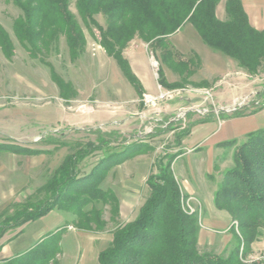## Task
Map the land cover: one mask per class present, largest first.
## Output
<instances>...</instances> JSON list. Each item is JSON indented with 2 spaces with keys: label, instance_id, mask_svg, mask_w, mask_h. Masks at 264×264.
<instances>
[{
  "label": "trees",
  "instance_id": "obj_1",
  "mask_svg": "<svg viewBox=\"0 0 264 264\" xmlns=\"http://www.w3.org/2000/svg\"><path fill=\"white\" fill-rule=\"evenodd\" d=\"M23 16L14 23V34L31 58L41 60L51 70V79L60 90V96L69 102L77 96L72 83L66 82L44 60L45 53L57 49L62 36L73 62L86 52L87 38L75 14L72 0H9ZM223 0H77L76 8L87 28L92 26L100 33L99 45L113 58L124 76L143 97V88L134 75L124 50L139 39L154 52H160L161 64L174 72L192 75V60H179L181 54L170 43V38L191 24L203 43L215 52L236 62L239 69L251 77L257 76L264 65V31L254 28L244 9L242 0H224L225 19L218 17ZM103 15L104 29L96 20ZM0 49L7 60L15 56V46L0 24ZM198 65L199 57L194 54ZM158 70L159 84L167 88L162 70ZM178 85V84H176ZM263 99V100H262ZM264 90L256 96L251 114L264 109ZM257 101V102H256ZM248 110V109H247ZM245 110H236L230 118L246 116ZM225 118V113L220 114ZM227 118V117H226ZM172 125L168 127V130ZM189 132L186 131L185 135ZM97 142L66 157L63 164L47 183L46 199L27 204L13 217L0 223V238L10 222L33 223L54 210L71 213L72 225L78 231H101L105 227L103 210L98 205H112L118 211L119 203L111 189H104L109 172L130 158L151 148L139 143L124 146L127 140L118 132L96 131ZM117 144V148L111 145ZM237 141L226 146L233 147ZM121 148V149H118ZM96 152L103 158L88 175L81 176L79 165ZM150 195L139 210L138 216L113 233V241L98 258L97 264H263L249 262L252 246L264 236V129L247 136L234 156V167L227 170L217 186L214 197L216 209L226 211L233 222L235 238L233 250L227 257L199 251L200 216L187 210L186 196L182 195L170 164L161 165L158 173L147 181ZM91 207V208H88ZM59 232H63L59 230ZM46 235L41 243L0 264H50L60 249V235Z\"/></svg>",
  "mask_w": 264,
  "mask_h": 264
},
{
  "label": "rangeland",
  "instance_id": "obj_2",
  "mask_svg": "<svg viewBox=\"0 0 264 264\" xmlns=\"http://www.w3.org/2000/svg\"><path fill=\"white\" fill-rule=\"evenodd\" d=\"M76 1L72 0L70 9L83 28L86 38L90 40L91 44L98 46L100 33L94 26L89 29L83 23L76 8ZM223 12V7L218 8V15L223 16ZM21 16H23L22 11L12 1L0 0V24L9 33L15 46V56L12 60H7L0 49V223L5 222L7 218L13 217L23 206L38 203L46 199L48 196L46 185L63 164L66 157L85 147L90 142L96 143V131L98 129L105 133L119 132L109 127L99 128L93 124H83L81 127L71 128L60 123L61 112L63 113L66 110L69 116H79V114H83L81 112L82 110L84 111V108H81L83 104H79V106L76 104L75 107H72L70 103L62 99L59 88L51 79L50 68L41 62V60L31 58L29 53L20 44L14 34L13 28L15 21ZM96 20L104 29L106 28V20L103 15L96 16ZM169 41L173 45L172 38ZM147 46L149 47V45ZM87 48L88 42L86 51ZM149 49L156 57L155 60H152V64L153 71L158 75L155 77V80L159 83L158 70L162 65L160 52L155 53L153 48L149 47ZM208 49L211 50L209 47ZM44 60L49 62L57 75L66 82L71 83L69 81L70 73L75 71L73 76L75 86L72 85L77 92V96L70 101L77 99L78 96L82 99L98 97L105 103L109 98V90L114 89L122 81V78L129 82L117 62L111 58L105 59V61H101L99 58H91L89 60L85 58L88 61L77 67L79 59L75 62L71 60L64 36L60 38L57 49L53 47L50 53H45ZM174 60L176 62L179 60L194 61V66L192 65L191 67L193 73L185 80L183 79L186 76L185 72L182 73L183 75H180L179 72H174L171 69L177 82L172 84L167 82L168 86L167 88L164 87L165 91L163 94L154 97L158 100L153 107L170 103L173 100H176L175 104L183 102L192 96L190 95V92H192L199 94L196 95V98L197 96L202 99L204 97L205 104H202L197 109L202 116L207 117V115L214 114L216 115V119H218V115L225 113L226 117L230 118L236 110L242 109L247 112L253 102H255L257 94L264 90L263 65L260 73L252 77L259 88L256 96L242 101L234 107L226 105L218 108L213 101V99L215 101L217 99V92L213 90L215 83L212 81L208 83L200 79L201 77L198 76V72L201 69V64L198 65L195 55L193 53L189 56L181 54V57L176 56ZM164 67L166 66L162 65L165 76ZM183 91H189V93ZM206 93H212L213 99L211 101L207 100ZM263 102H261V105H263ZM164 114L166 117L163 119V123L161 122V128L167 127L170 123H175V126L171 125L175 128L174 131L176 133L177 131L181 132L184 130L183 132H185L187 130L180 129L179 131L181 126L178 121L182 118L178 115V111ZM158 127L160 125L157 123L154 125L147 124L142 126V128L134 129L136 133H127V136L119 134V140H121V137L127 140L124 146L146 141L149 144L148 146L152 145L156 148V151L142 159H138L139 161L133 160L128 162L127 166L122 165L119 170L112 173L105 183L102 184L104 189L111 188L112 191H118L122 202V209L118 207V211L116 212L113 210L112 205L102 206L99 204L97 206L98 209L103 210L102 219L106 224L103 230L78 232L76 227L72 225L75 217L69 212L57 210L64 213L68 221L64 226L54 231L59 232V230L63 229V232L58 233L59 235L61 234L60 241L57 243L60 246V249H57L59 253L50 264H84V251L81 248L87 240H89L88 245L92 251L90 258L95 260L98 251L106 249L111 244L114 231L119 226L134 220L150 195L146 179L151 174L157 173L162 163L167 164L170 160L169 158L176 151L177 145H179L175 132L155 139L152 138V134L158 131ZM138 129L141 131L137 132ZM242 143L238 142L237 145L229 147L225 159L217 160V165H222V162L225 161L224 166L220 169L214 181V184L217 183V186L223 181L225 172L234 167L235 152ZM111 146L114 148L117 144L113 143ZM232 151H234L233 154ZM102 158L103 153L96 152L85 159L79 165L80 175L85 176L92 172L93 168ZM187 160L182 159L178 163V167L180 168L182 165L188 164ZM129 177L137 179L133 181L131 186H127V182H125ZM208 180L213 182V180ZM187 200L188 198L186 197V203ZM189 205L200 216V208L195 206L197 204H193L191 200ZM25 226L26 224H23L22 221L19 223L9 222L6 225L2 239L0 238V244L8 238L16 236ZM69 226L71 227L70 229H68ZM237 226L238 224L233 227L237 228ZM78 233L85 235H79ZM81 236H84V239ZM234 245L235 241L231 247H227L226 249H223L220 245L214 249L201 247L199 251L200 253L227 257L233 250ZM253 245L255 249L253 250L252 248L247 261L262 262L264 264V236ZM10 259L1 260L0 262Z\"/></svg>",
  "mask_w": 264,
  "mask_h": 264
},
{
  "label": "crops",
  "instance_id": "obj_3",
  "mask_svg": "<svg viewBox=\"0 0 264 264\" xmlns=\"http://www.w3.org/2000/svg\"><path fill=\"white\" fill-rule=\"evenodd\" d=\"M242 3L249 17L250 24L257 30L264 31V0H242ZM222 7L224 10V0L219 5V8ZM218 17L221 20L225 19V12H223V16L218 15ZM171 38L173 46L182 55L189 56L193 53L201 60V69L198 72V76L205 82L209 83L212 81L215 83L213 90L217 92V99L216 101L212 99L216 107L222 108L226 105L234 107L240 102L256 96L258 93L259 88L256 86L253 78L239 69L236 62L232 59L222 53L209 50L203 44L201 37L191 24H186L180 32ZM87 42V51L78 60L77 67L91 58H99L101 61L111 58L100 45L91 44L88 38ZM123 55L142 85L143 97L139 96L135 88L122 78V81L114 89L109 90V98L105 103L98 97L82 99L80 96L68 102L72 107H75L76 104L78 106L79 104H83L81 108H84V111L80 110L83 114L73 117L69 116L66 110L63 113L60 111V123L71 128L81 127L83 124H93L99 128L109 127L115 131H119L118 133L124 136H127V133H136V130H134L136 128L157 123L160 127L151 136L155 139L171 132L176 133L173 127L175 123L168 122L173 124L172 128L168 130L170 125L168 124L167 127L161 128V122L163 123V119L166 117L164 113L178 111V115L182 118L178 121L181 126L179 131L180 129H187L185 132L188 131L189 133L185 135L184 130L181 132L177 131L176 139L179 140V145H177L176 151L169 158L170 160L167 164H162H170L171 170L179 183L182 195L191 199L192 203L197 204L195 206L200 208L199 248L214 249L220 245L223 249L231 247L235 241L232 232V218L226 211L218 210L214 206V197L217 190V183L214 184V181L217 177L216 175L224 166L223 164H225V161H223L222 165L218 164V166L216 162L217 160L225 159V155L229 149L226 145L229 142L237 141L242 143L247 139L249 134L264 129V109L251 114L255 109L250 108L246 116L238 118H222L218 115V119H216V115L214 114L205 117L197 110L202 104H205L204 97L203 99L198 98V96L196 98V95L199 94L192 92H190L192 96L183 101L185 104L183 102L175 104L176 100H173L170 103H164L152 108L145 104L144 97L150 96L154 98L165 91V88L155 80V77L158 75L153 71L152 60H155L156 57L150 52L147 44L139 40L132 41L124 50ZM85 58L88 60H85ZM164 69L167 82L170 84L177 82L171 69L166 67ZM74 72L70 73L69 77V81L73 85L75 82L73 79ZM183 92L189 93V91ZM202 94L204 95V93ZM138 131L140 132L141 130L138 129ZM141 143L149 145L146 141ZM149 147L151 148L150 150L114 167L109 172L106 180L112 173L119 170L122 165L127 166L128 162L133 160L139 161L138 159H142L156 151V148L152 145ZM182 159H188V164L182 165L179 168L178 163ZM149 177L146 179V184ZM208 179L213 180V182ZM136 180L129 177L125 182H127V186H131L133 181ZM114 193L119 201V209H122L120 194L118 191H114ZM137 216L138 214L135 218ZM67 221L64 213L54 210L38 221L28 223L29 225L26 224L25 228L16 236L8 238L0 244V261L10 259L30 250L40 243L46 235L64 226ZM70 228L69 226L68 229ZM78 234L85 235L83 233ZM82 239H84V236ZM112 241L113 237L110 243ZM88 242L89 240L85 241L86 245L84 244L81 248L84 251L83 262L84 264H97L100 253L105 249L99 250L96 259L92 260L90 258L92 251ZM252 248L254 250L255 246L253 245Z\"/></svg>",
  "mask_w": 264,
  "mask_h": 264
},
{
  "label": "built area",
  "instance_id": "obj_4",
  "mask_svg": "<svg viewBox=\"0 0 264 264\" xmlns=\"http://www.w3.org/2000/svg\"><path fill=\"white\" fill-rule=\"evenodd\" d=\"M206 94H207V100H210V101H211V99H212V95H211L210 93H206ZM163 96H164V95H163ZM143 100H144V102H145V104H146L147 106H151V107H153V106L156 105V102H157L158 99H155V98L150 97V96H145ZM190 201H191V199H188V200H187V203H186V201H185V204H186L187 210H188L190 213H194L195 210L189 205ZM236 225H237V223L234 222V223H233V226H236Z\"/></svg>",
  "mask_w": 264,
  "mask_h": 264
}]
</instances>
